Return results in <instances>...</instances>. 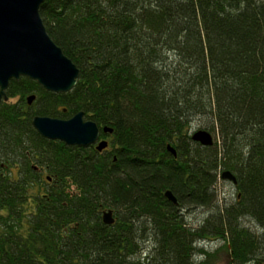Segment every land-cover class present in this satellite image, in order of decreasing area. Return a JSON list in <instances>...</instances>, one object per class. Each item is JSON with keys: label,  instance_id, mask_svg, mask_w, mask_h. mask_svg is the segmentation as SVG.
<instances>
[{"label": "trees", "instance_id": "trees-1", "mask_svg": "<svg viewBox=\"0 0 264 264\" xmlns=\"http://www.w3.org/2000/svg\"><path fill=\"white\" fill-rule=\"evenodd\" d=\"M39 13L79 76L61 93L9 81L0 264H264V0H44ZM78 111L106 149L31 124ZM223 171L236 182L221 202Z\"/></svg>", "mask_w": 264, "mask_h": 264}, {"label": "water", "instance_id": "water-1", "mask_svg": "<svg viewBox=\"0 0 264 264\" xmlns=\"http://www.w3.org/2000/svg\"><path fill=\"white\" fill-rule=\"evenodd\" d=\"M43 1L0 0V104L8 100L6 89L9 81L21 76L33 79L44 89L55 93L68 92L77 82L79 69L48 35L39 13ZM34 98L33 94L27 96L28 104ZM31 124L41 136L66 145H94L98 151L108 145L105 139L99 138L97 124L84 119L82 111L69 118L34 115ZM102 131L112 130L103 127ZM191 138L204 146L213 143L212 135L203 129L194 131ZM167 149L176 155L174 148L167 146ZM221 177L234 184L236 182L229 171H223ZM164 194L176 203L170 190ZM102 220L105 224L114 222L111 209L102 211Z\"/></svg>", "mask_w": 264, "mask_h": 264}, {"label": "rangeland", "instance_id": "rangeland-1", "mask_svg": "<svg viewBox=\"0 0 264 264\" xmlns=\"http://www.w3.org/2000/svg\"><path fill=\"white\" fill-rule=\"evenodd\" d=\"M217 190L221 202L232 200L234 195V188L229 180L219 177V180L217 182ZM211 247H212L211 249L214 250L217 247V245L212 243ZM226 259H227L226 254L221 252L217 255V259H215V261L218 262V264H225Z\"/></svg>", "mask_w": 264, "mask_h": 264}, {"label": "flooded vegetation", "instance_id": "flooded-vegetation-1", "mask_svg": "<svg viewBox=\"0 0 264 264\" xmlns=\"http://www.w3.org/2000/svg\"><path fill=\"white\" fill-rule=\"evenodd\" d=\"M107 139V138H106ZM108 140V139H107Z\"/></svg>", "mask_w": 264, "mask_h": 264}]
</instances>
